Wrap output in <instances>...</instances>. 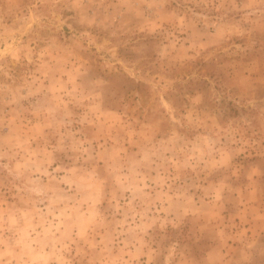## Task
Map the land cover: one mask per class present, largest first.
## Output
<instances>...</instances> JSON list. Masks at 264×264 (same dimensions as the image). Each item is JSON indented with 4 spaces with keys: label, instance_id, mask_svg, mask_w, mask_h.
I'll return each mask as SVG.
<instances>
[{
    "label": "rangeland",
    "instance_id": "374dc122",
    "mask_svg": "<svg viewBox=\"0 0 264 264\" xmlns=\"http://www.w3.org/2000/svg\"><path fill=\"white\" fill-rule=\"evenodd\" d=\"M0 264H264V0H0Z\"/></svg>",
    "mask_w": 264,
    "mask_h": 264
}]
</instances>
